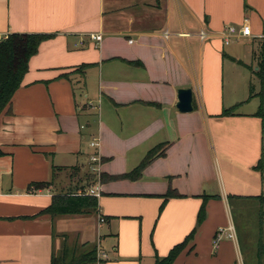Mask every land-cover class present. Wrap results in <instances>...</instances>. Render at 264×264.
<instances>
[{
    "label": "crops",
    "instance_id": "0c3cea01",
    "mask_svg": "<svg viewBox=\"0 0 264 264\" xmlns=\"http://www.w3.org/2000/svg\"><path fill=\"white\" fill-rule=\"evenodd\" d=\"M245 22L250 35L224 43L221 31ZM10 33L52 36L0 115V264L93 249L95 264H154L192 231L173 264H246L225 234V202L264 204V118L255 116L264 83L254 82L264 0H0V35ZM179 88L192 90L189 113L176 108ZM159 144L164 154L138 180L89 184L92 155L99 174L117 176ZM92 186L95 214L44 213L53 196ZM169 189L179 197H165Z\"/></svg>",
    "mask_w": 264,
    "mask_h": 264
},
{
    "label": "trees",
    "instance_id": "16d2710c",
    "mask_svg": "<svg viewBox=\"0 0 264 264\" xmlns=\"http://www.w3.org/2000/svg\"><path fill=\"white\" fill-rule=\"evenodd\" d=\"M52 35L42 33H10L5 38L0 40V115L2 113H9L11 100L20 87L22 78L27 71L28 61L38 49L39 44L50 38ZM258 69L255 75L259 78L260 82L264 83V53L262 49L258 54ZM89 66L82 64L76 67L75 72L83 73L84 69ZM66 75V74H65ZM253 86L249 87V98L254 97ZM260 100V105L255 116L264 118L262 112V92L257 94ZM233 115V108L223 110L220 116L227 117ZM164 154V144H159L150 149L139 162V164L130 172L117 176H109L101 173L99 181L101 183L116 180H131L135 181L141 177L142 171L156 158ZM3 156L0 150V157ZM102 161V160H101ZM71 171L77 168H70ZM60 171V168H52V178L55 172ZM51 186L49 182H34L28 186V190H42ZM165 197H179L175 191L168 190ZM207 197L204 198L206 200ZM258 199L263 200L264 194ZM205 204V203H204ZM98 203L97 198L81 194L77 192H69V194L56 195L51 198L50 205L44 210L52 216H67V215H92L97 211ZM204 219V205L200 207L197 214V226L202 223ZM194 231H192L181 243L175 245L165 257L155 256L154 264H173L175 259L186 248L188 243L193 239ZM63 252L60 257L52 255L51 264H95V250L80 256L77 259L67 260L66 254Z\"/></svg>",
    "mask_w": 264,
    "mask_h": 264
},
{
    "label": "rangeland",
    "instance_id": "374dc122",
    "mask_svg": "<svg viewBox=\"0 0 264 264\" xmlns=\"http://www.w3.org/2000/svg\"><path fill=\"white\" fill-rule=\"evenodd\" d=\"M256 77L254 82L258 88L259 78ZM88 170L93 176L89 182L92 185L98 180L97 173L92 172L90 167ZM225 205L227 220L231 226V229L225 228V234L232 235L228 240L237 246V258H242L246 264H257L258 249L264 239V204L254 199L227 198Z\"/></svg>",
    "mask_w": 264,
    "mask_h": 264
},
{
    "label": "built area",
    "instance_id": "2783aa9c",
    "mask_svg": "<svg viewBox=\"0 0 264 264\" xmlns=\"http://www.w3.org/2000/svg\"><path fill=\"white\" fill-rule=\"evenodd\" d=\"M250 26L249 24H247L246 22L243 23L239 28L236 26H227L223 31H221L220 36L222 37L224 43H229L232 39L237 38L238 36H247L250 35ZM6 36H1L0 35V40L5 38ZM90 38L95 40V41H99L101 39V34H90ZM90 146L93 148L97 147V144L95 141H92L90 143ZM90 162V169L92 172H96L97 173V178L99 181V173H100V163H101V158L98 154H94L90 157L89 159ZM90 187L88 188L84 194L88 195V196H92V197H98L99 193H98V187ZM231 229V227H229ZM220 238V234L217 235L216 237V241L219 240ZM229 238H232V235H229ZM216 243V242H215ZM102 259H106L105 255H101Z\"/></svg>",
    "mask_w": 264,
    "mask_h": 264
},
{
    "label": "water",
    "instance_id": "95a60500",
    "mask_svg": "<svg viewBox=\"0 0 264 264\" xmlns=\"http://www.w3.org/2000/svg\"><path fill=\"white\" fill-rule=\"evenodd\" d=\"M193 93L190 88H179L177 90L176 108L181 113H189L192 111Z\"/></svg>",
    "mask_w": 264,
    "mask_h": 264
}]
</instances>
